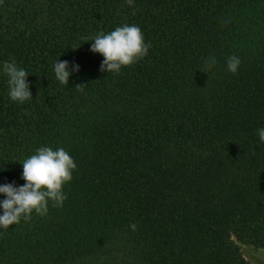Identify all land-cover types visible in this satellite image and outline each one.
<instances>
[{
    "label": "trees",
    "instance_id": "obj_1",
    "mask_svg": "<svg viewBox=\"0 0 264 264\" xmlns=\"http://www.w3.org/2000/svg\"><path fill=\"white\" fill-rule=\"evenodd\" d=\"M124 24L147 55L99 71L89 38ZM57 59L79 65L67 85ZM5 60L32 99L11 101L0 75V183L22 185L41 146L76 168L61 207L0 230V264H250L241 245L264 249V0H0Z\"/></svg>",
    "mask_w": 264,
    "mask_h": 264
},
{
    "label": "clouds",
    "instance_id": "obj_2",
    "mask_svg": "<svg viewBox=\"0 0 264 264\" xmlns=\"http://www.w3.org/2000/svg\"><path fill=\"white\" fill-rule=\"evenodd\" d=\"M126 2L131 6L133 0ZM89 39V51L103 57L99 71L113 74L144 58L150 47L144 41L141 29L135 24H124L107 33H97ZM204 63L211 70L216 60L209 56ZM225 63L227 71L236 74L241 61L238 56L230 55ZM52 71L59 84L67 85L69 77L79 71V65L74 62L69 65L68 61L57 59L52 65ZM0 75L7 77V95L11 101L23 104L32 99L26 79L29 74L14 60L0 62ZM83 87L77 85L75 88ZM257 135L259 142L264 143V127L257 129ZM20 164V179L24 182L22 185H16L15 182L0 183V196L3 197L0 199V230H8L9 226L21 220L27 221L33 212L45 216L49 204L61 207L66 199L62 187L71 180L76 168L68 152L60 147L53 150L49 146L38 147ZM129 227L134 230L136 225L130 224Z\"/></svg>",
    "mask_w": 264,
    "mask_h": 264
},
{
    "label": "rangeland",
    "instance_id": "obj_3",
    "mask_svg": "<svg viewBox=\"0 0 264 264\" xmlns=\"http://www.w3.org/2000/svg\"><path fill=\"white\" fill-rule=\"evenodd\" d=\"M241 251L250 264H264V249L241 245Z\"/></svg>",
    "mask_w": 264,
    "mask_h": 264
}]
</instances>
